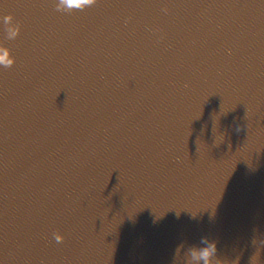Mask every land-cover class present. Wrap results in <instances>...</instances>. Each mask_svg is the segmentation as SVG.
Segmentation results:
<instances>
[{
    "label": "clouds",
    "instance_id": "obj_1",
    "mask_svg": "<svg viewBox=\"0 0 264 264\" xmlns=\"http://www.w3.org/2000/svg\"><path fill=\"white\" fill-rule=\"evenodd\" d=\"M96 0H56V7L62 10L83 9L95 3ZM9 37H15L20 33L21 25L15 21L13 13L6 12L0 17ZM16 56L12 49L5 43L0 42V65L12 66L16 63ZM55 239L62 241L64 234L55 232ZM218 242L208 235H202L200 242L181 241L175 247L172 264H237L235 259H224L218 254ZM255 253L253 254V256ZM251 257V264H257ZM239 264V262H238Z\"/></svg>",
    "mask_w": 264,
    "mask_h": 264
},
{
    "label": "snow or ice",
    "instance_id": "obj_2",
    "mask_svg": "<svg viewBox=\"0 0 264 264\" xmlns=\"http://www.w3.org/2000/svg\"><path fill=\"white\" fill-rule=\"evenodd\" d=\"M0 129H2V121H0ZM2 217H3V210H2V206H0V232H2Z\"/></svg>",
    "mask_w": 264,
    "mask_h": 264
}]
</instances>
